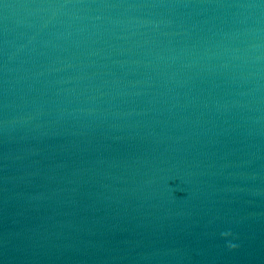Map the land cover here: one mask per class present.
Here are the masks:
<instances>
[{
	"label": "water",
	"instance_id": "obj_1",
	"mask_svg": "<svg viewBox=\"0 0 264 264\" xmlns=\"http://www.w3.org/2000/svg\"><path fill=\"white\" fill-rule=\"evenodd\" d=\"M0 264H264V0H2Z\"/></svg>",
	"mask_w": 264,
	"mask_h": 264
},
{
	"label": "snow or ice",
	"instance_id": "obj_2",
	"mask_svg": "<svg viewBox=\"0 0 264 264\" xmlns=\"http://www.w3.org/2000/svg\"><path fill=\"white\" fill-rule=\"evenodd\" d=\"M0 2H2V0H0Z\"/></svg>",
	"mask_w": 264,
	"mask_h": 264
}]
</instances>
